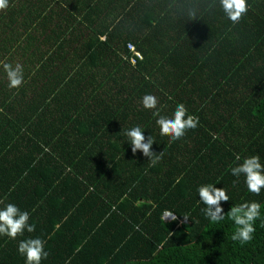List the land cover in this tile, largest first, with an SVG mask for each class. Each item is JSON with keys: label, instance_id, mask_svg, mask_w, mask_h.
<instances>
[{"label": "trees", "instance_id": "obj_1", "mask_svg": "<svg viewBox=\"0 0 264 264\" xmlns=\"http://www.w3.org/2000/svg\"><path fill=\"white\" fill-rule=\"evenodd\" d=\"M0 264H264V0H0Z\"/></svg>", "mask_w": 264, "mask_h": 264}, {"label": "built area", "instance_id": "obj_2", "mask_svg": "<svg viewBox=\"0 0 264 264\" xmlns=\"http://www.w3.org/2000/svg\"><path fill=\"white\" fill-rule=\"evenodd\" d=\"M127 46H128V48H129L130 50L133 48L132 45H131L130 43H128ZM134 53H135V55H138L137 52H134ZM130 60L133 62V61H134V58L131 57ZM163 218H165V219H170L171 217H170V216H167V213L164 212Z\"/></svg>", "mask_w": 264, "mask_h": 264}, {"label": "water", "instance_id": "obj_3", "mask_svg": "<svg viewBox=\"0 0 264 264\" xmlns=\"http://www.w3.org/2000/svg\"><path fill=\"white\" fill-rule=\"evenodd\" d=\"M167 213V216H170V217H172L173 216V214L172 213H170V212H166Z\"/></svg>", "mask_w": 264, "mask_h": 264}]
</instances>
